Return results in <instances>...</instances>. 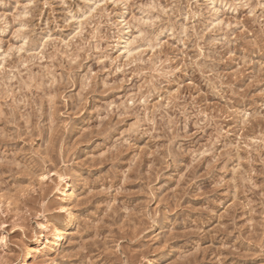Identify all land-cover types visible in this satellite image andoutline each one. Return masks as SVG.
I'll list each match as a JSON object with an SVG mask.
<instances>
[{
    "label": "clouds",
    "instance_id": "clouds-1",
    "mask_svg": "<svg viewBox=\"0 0 264 264\" xmlns=\"http://www.w3.org/2000/svg\"><path fill=\"white\" fill-rule=\"evenodd\" d=\"M0 264H264V0H0Z\"/></svg>",
    "mask_w": 264,
    "mask_h": 264
}]
</instances>
